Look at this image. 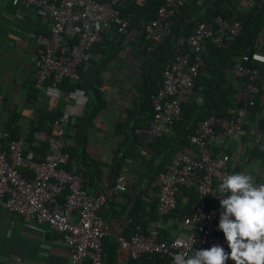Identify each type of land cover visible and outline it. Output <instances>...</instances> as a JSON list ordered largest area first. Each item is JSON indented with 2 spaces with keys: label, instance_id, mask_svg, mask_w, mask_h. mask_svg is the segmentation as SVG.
Wrapping results in <instances>:
<instances>
[{
  "label": "built area",
  "instance_id": "1",
  "mask_svg": "<svg viewBox=\"0 0 264 264\" xmlns=\"http://www.w3.org/2000/svg\"><path fill=\"white\" fill-rule=\"evenodd\" d=\"M122 0H11L34 6L50 21L49 31L34 36L38 50L31 56L34 66L33 87L44 96L57 99L61 96L64 79L79 78L77 67L90 59L91 49L111 26L125 32L127 19L119 14ZM186 0H162L155 16L147 21L142 32L147 50L154 51L171 33L173 19ZM243 13L256 4L244 0ZM242 28L239 19L226 20L215 15L209 20L197 21L185 38L187 50L177 52L167 62L161 74V83L151 98L152 113L147 123V138L152 141L161 133H170L179 119L181 107L190 101L193 83L208 52V44L220 47L223 40L237 36ZM65 34L71 36L64 40ZM246 60V57L243 58ZM259 59V58H258ZM263 61L262 59H260ZM234 79L243 81L244 101L253 106L256 97L264 102V89L256 84L260 79L258 68L243 63L239 58L229 67ZM83 89L75 87L66 96L79 104ZM69 105L58 117L54 133L43 130L32 132V138L44 144V155L39 156L26 145L27 131L23 136L0 140V207L19 216L25 222L45 223L48 230L62 235L69 246L70 264H102V240L106 235L105 222L99 211L107 201V193L92 194L83 186V178L71 163L67 142L64 140L69 125ZM248 122L246 109L232 105L225 116L210 114L197 124L188 136L189 149L176 150L169 163L156 176V218L148 231L135 230L129 235L116 236L115 242L130 259L143 254H161L167 264H173L175 254L220 245L229 251L222 231L218 230L219 195L216 185L223 176L237 173L230 163L228 145L239 135L242 125ZM125 169L114 177L110 192L127 189ZM257 185L264 180L254 181ZM180 188L195 193L190 212L181 218V230L172 237H159L163 218L171 213L180 196L187 201ZM62 202L58 203V197ZM186 199V200H185ZM226 264H234L228 260Z\"/></svg>",
  "mask_w": 264,
  "mask_h": 264
},
{
  "label": "crops",
  "instance_id": "2",
  "mask_svg": "<svg viewBox=\"0 0 264 264\" xmlns=\"http://www.w3.org/2000/svg\"><path fill=\"white\" fill-rule=\"evenodd\" d=\"M233 2L237 10H242V0ZM49 28L48 17L36 11L31 4L19 2L14 5L11 0H0V140L5 142L23 136L29 127L40 123L46 128H55L52 119L60 116L69 105V125L64 136L72 158L69 166L75 162L78 164L83 186L88 192H105L108 195L99 211V216L105 222L106 235L102 241L106 249L108 245H116L115 238L120 234L129 235L135 230L147 232L153 220L149 218L148 205L155 203L156 180L148 182L145 176L136 180L139 175H151V167L142 165L149 164L148 143L151 141L145 139L147 128L140 129L144 125L143 116L146 118L149 112H138L132 103L128 75L118 71L120 64L126 61L132 62V71L140 73L136 67L138 57L132 54L137 46L130 44L131 53L109 60L106 66L109 73L104 74L106 82L100 96L103 105L87 128L84 142L79 140L78 143L72 136L76 130L75 125L78 126V119L88 118L84 112L86 95L75 105L66 96L67 90L75 88L72 82L69 84L71 87L62 89L57 99L44 96L33 87L34 66L31 56L38 50L34 36L47 33ZM70 39L71 36L65 34L64 40ZM133 41L138 43V40ZM99 49H92L91 60H101ZM256 57L264 61V50L258 52ZM225 75L226 85L236 92L241 91L242 84L231 78L229 71ZM138 76L132 75V81L137 82ZM259 81L260 87L264 89V76L260 75ZM194 101L200 103L202 95L195 93ZM257 104L255 113L248 117L239 135L227 147L233 170L251 175L254 181L264 179V102L261 97L257 99ZM80 121L84 123V119ZM130 129L134 130L138 143L130 150L131 155L122 157L123 152L118 151L117 146L123 134L115 133L114 130H127L131 138ZM26 145L28 148L27 142ZM44 150V144L42 153L38 148L33 149L39 156L44 155ZM80 160H83V164ZM121 169L127 172V189L123 192H110L114 177ZM57 201L60 204L62 196ZM191 204L182 216L190 212ZM180 221L171 215L165 216L158 229L161 236L172 237L180 232ZM69 255V246L63 241L62 235L48 230L47 224L25 222L0 207V264H70ZM109 258L115 264H130V258L121 250L116 255L113 252Z\"/></svg>",
  "mask_w": 264,
  "mask_h": 264
},
{
  "label": "trees",
  "instance_id": "3",
  "mask_svg": "<svg viewBox=\"0 0 264 264\" xmlns=\"http://www.w3.org/2000/svg\"><path fill=\"white\" fill-rule=\"evenodd\" d=\"M242 1L243 9L245 3L244 0ZM255 1L256 4L243 13L242 10L236 9L233 0H186L178 15L173 19L171 33L165 37L163 42L154 51H148L142 28L147 21L155 16L156 9L162 0H122L118 5V10L120 16L128 21L126 31L121 33L116 30V27L111 26L102 35L101 40L93 46V48H100L101 60L96 62L90 58L86 64L77 67L78 79H64L61 83V88L65 90L71 87L69 85L71 82L74 83L73 86L83 89L87 97L84 112H86L88 118L86 120L83 117L78 119V126L75 125L76 130L72 136L73 139L78 143L79 140L80 142H84L87 128L91 125V121L99 107L103 105L100 96L106 82L104 74L109 73L106 66L109 60L117 58L121 54L131 53L132 49L130 48V44H136L137 46L134 50L136 53L132 52V54L138 57L136 67L140 73L132 71V62L126 61L120 64L118 71H124L128 75L127 82L131 87L130 92L133 96L132 103L137 107L138 112H149L146 118L143 116L142 122H144V125H141L140 129L147 128V122L152 113L151 98L161 83V74L164 65L173 58L175 53L188 51L185 38L191 33L197 21L209 20L215 15H220L226 20L239 19L242 23L241 31L235 37L227 36L220 47H215L211 44L207 45L208 52L203 65L199 68L198 76L193 83L190 101L182 105L179 119L173 124L171 132L161 133L151 143H148L150 153L149 164L142 165L151 167V175L145 173L139 175L136 180L144 176L148 179V182L156 180L157 173L162 171L163 167L169 163L176 150L189 149L188 136L194 132L199 121L208 115L225 116L229 106L239 105L246 109V116L251 117L258 106V96L256 97L254 105L248 106L244 101L245 90L243 81L236 79V81L242 84L241 91L236 92L226 85L225 73L229 71L230 64L239 58L243 63L258 68L260 75L264 76V61L256 57L258 52H263L264 50V0ZM133 40H138V43ZM244 57H246V60L243 59ZM135 74L139 75L137 82L132 81V75ZM230 77L233 78L231 75ZM259 82L258 79L256 81L258 86H260ZM195 93L202 95V101L200 103L194 101ZM57 118L52 119L55 128H46L41 123L35 127H29L26 136L28 149L33 150L38 148L41 153L43 152V144L39 143L40 145L38 147L35 146L38 142L33 140L32 132L43 130L47 133H54L58 125ZM82 119H84V123L79 122ZM79 126L82 127L80 128ZM133 131L130 129L129 133L131 138H129V135L126 133L127 130H114L115 133L121 132L123 134L117 146L118 151L122 150L123 152L122 157L131 155L130 150L135 148V145L138 143ZM145 139H147L146 136ZM115 155H117V152H115ZM80 161L83 164V160ZM74 164L77 171L80 172L78 164L76 162ZM87 166L92 167L90 164ZM66 167L69 169V164ZM218 185H216V189ZM180 191L188 197V202H183L180 196H178L175 209L168 214L178 221L181 219L182 214L187 212L191 204L190 202L195 196L193 191H188L184 188H180ZM148 207L149 215H151L149 218L154 220L156 218L155 203H149ZM217 207L219 208L220 214L222 209L219 206ZM158 233L159 237H164L161 236L160 232ZM103 242L102 264H115L112 263L113 261L109 258V255H113V252H115V255L118 254L120 248L116 243L114 246L108 245V248L105 249ZM128 263L167 264V260L161 254H143L136 259H130ZM84 264L91 263L86 260Z\"/></svg>",
  "mask_w": 264,
  "mask_h": 264
},
{
  "label": "clouds",
  "instance_id": "4",
  "mask_svg": "<svg viewBox=\"0 0 264 264\" xmlns=\"http://www.w3.org/2000/svg\"><path fill=\"white\" fill-rule=\"evenodd\" d=\"M220 212L218 230L222 231L229 251L220 245L193 251L195 242L185 245L191 254L174 255L173 264H264V184L237 172L223 176L216 192Z\"/></svg>",
  "mask_w": 264,
  "mask_h": 264
}]
</instances>
